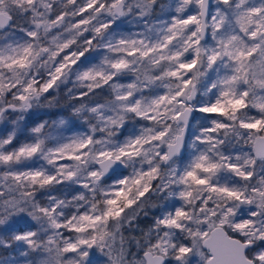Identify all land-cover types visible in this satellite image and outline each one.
<instances>
[{
  "label": "snow or ice",
  "instance_id": "snow-or-ice-1",
  "mask_svg": "<svg viewBox=\"0 0 264 264\" xmlns=\"http://www.w3.org/2000/svg\"><path fill=\"white\" fill-rule=\"evenodd\" d=\"M192 5L194 14L169 21L154 15L157 7L161 14L172 7L158 0H0V122L15 114V127L0 137V227L23 215L39 226L0 234V249L27 246L23 261L8 255L0 264H264V0H215L214 12L209 0H180L175 11ZM122 17L144 31L117 32L112 26ZM16 21L23 22L22 35L9 42ZM88 31L93 35L84 46L65 51ZM96 48L108 54L99 64L86 63L85 54ZM128 73L136 75L133 83L115 82ZM71 76L84 89L81 98L110 89L104 103L73 108L77 117L87 114L90 132L53 137L44 121L31 128L30 141L13 146L29 110ZM156 82L166 91L144 95ZM194 113L205 114L195 126ZM136 118L149 123L120 140ZM188 136L193 151L181 167L174 158ZM233 140L252 150L226 154L223 146ZM40 160L51 167L29 166ZM121 167L130 174L105 184ZM66 182L90 195L36 200L37 191ZM150 190L181 203L143 230L137 220L148 215ZM137 230L140 236L131 235Z\"/></svg>",
  "mask_w": 264,
  "mask_h": 264
},
{
  "label": "rangeland",
  "instance_id": "rangeland-1",
  "mask_svg": "<svg viewBox=\"0 0 264 264\" xmlns=\"http://www.w3.org/2000/svg\"><path fill=\"white\" fill-rule=\"evenodd\" d=\"M64 3H66V0H63ZM110 2V0H109ZM180 0H162L161 3L163 4H171L172 7L169 9H166L164 11L163 14L160 13V11L158 12V16H160L161 19L163 20H171V18L175 15H184L187 16L189 14H194L196 9L195 6H189V8L187 9V11L183 14H177L175 11L176 6H178ZM256 2L258 3L259 0H256ZM83 3V0H77V4ZM72 5H69V9H72ZM215 10V0H213L212 2V6H211V11L214 12ZM85 17L87 16V13L82 14ZM104 17H102L103 19ZM73 19V22H76L80 19L79 16L71 18ZM17 25L22 24V21H16ZM93 23H95V21H93ZM17 25H15L14 27H12L11 29L7 30L8 33V41L11 42L12 40L15 39H19L22 35V33L19 31ZM14 28L13 31H11ZM112 28L114 30H116L117 32L123 33L124 35H129V34H136V33H141L144 31L143 28V24H137L134 22L132 17H122L120 20L117 21V24L113 25ZM54 31H59V30H54ZM3 35L4 32L3 30H0V44H2L4 42L3 39ZM92 33L90 31L88 32H84L83 35L78 38L77 40V44L76 45H72L71 49H66L65 51L68 52L70 50H75V48L77 47V45L79 46H84V39L88 38L91 39L92 38ZM207 41L209 42V44L212 43L211 40V35H210V30L208 32V38ZM96 41H93V44L95 45ZM203 43V42H202ZM108 54L106 49L104 48H96L95 50H89L88 53L85 54V56L87 57V61L86 63L89 64H99L101 62V60L103 59L104 55ZM63 55V53L61 54ZM81 60H85V57H81ZM79 63V62H78ZM75 67V66H73ZM153 74H158V72H156V70H153ZM209 75L215 79L216 78V74L214 72H209ZM143 74H141V79H143ZM207 79V77H204L201 79V83L197 84V88H198V92H197V99H201L202 98V93H203V87H202V83ZM136 80V75L134 73H128L125 74L121 77H119V79L115 82L118 83H122V84H129V83H133ZM111 83V82H110ZM76 82H75V77L71 76L69 78V82L65 83V84H61L59 89L57 90H49V93L51 95H58L60 97H63L65 102H66V108L68 110V114L66 113H59L54 117H47L46 115H44V112H39L36 113L34 112L33 114H35L34 116H29V120L30 118L34 117V123L30 124V126H27L26 120L22 121L20 123V127L17 129V139L14 141L13 146H19L20 143L26 142V141H30L32 139L33 134L31 133V128L35 127L37 124L47 121L48 122V127L45 129V131L47 133H50L51 136L53 137H64V138H68V137H72L75 135H79V134H83V133H89L90 132V127L88 122L86 121V119L82 118L83 116H86L87 114H82V117H77L73 114V108L74 107H80L81 104L87 105V106H94L96 103V101L90 100L89 98L86 97H79V92L81 90L84 89H80L78 87L75 86ZM104 90H106L108 92V94H110V89L108 88L107 85L104 86L103 88ZM69 90H71V95L69 93ZM149 91L150 93H155V94H163L166 89L163 88L162 86H159V82H156L155 84H152L150 88H144V91ZM47 94V93H45ZM141 93H137V97L139 98V95ZM148 94V95H149ZM109 97L111 98V94L109 95ZM8 99H11V96L9 95ZM251 115H257V110L256 109H252L250 112ZM196 119L192 120L191 123L195 126L198 125L199 121H200V117L205 115V114H201V113H194ZM212 115H218V114H212ZM15 119V114H8L6 119L2 122H0V137L5 136L8 132H10L15 125L12 123V121ZM64 120L66 121V123L64 124H60L59 121ZM56 122L55 124L53 122ZM93 123H95V121H92ZM149 122L143 121V124H147ZM127 124V123H126ZM142 124V125H143ZM138 129L139 126H135L132 127V129L130 131H128L126 133V136L134 129ZM102 134L97 132L95 134L96 138H100ZM125 136V137H126ZM125 137H123L122 139L119 137L120 140H123ZM190 139L189 136L186 138V147H185V153L181 158H177L175 159L177 164L180 165L181 167L186 164L188 162V160L191 157L192 151L193 149L190 147ZM51 145V142H50ZM240 145L241 148H243V150L245 152H250L252 150V147L250 144L248 145H243V144H237L234 140L231 142V144H228L229 148L233 151H238L240 149ZM166 150V149H165ZM60 163H73L72 161H60ZM40 165H44L46 168H50L51 166L47 165L45 161H38L35 164H33V162H29V166L30 167H38ZM145 167H147L145 165ZM5 171L2 170L0 172V174H2ZM131 172V169H126L123 173H117L115 175H113L112 177L106 178L104 179V183L105 184H111L113 182V180L117 177L120 176H126L129 175ZM157 180V184L160 183L159 178L156 179ZM155 180L152 181V183ZM155 187V186H153ZM176 186L174 185L173 188H175ZM84 193L85 195H90V193L87 192L86 189H84L82 186L80 185H70L67 182L63 183V184H59V185H54L53 187H51L50 189H43V190H39L37 191V195H36V200L39 201L41 204H46L47 203V197L49 195L51 196H55L61 199H71L72 196L78 194V193ZM165 193H156L150 190L149 193L145 194V198H147V201L149 203H152L153 201L156 200H160L161 203V207H159L158 212L154 213H148L147 216H144V218H146L143 221L137 222L139 224V228L143 229V230H147L148 227L154 222V219L157 216L161 215V212L165 210V208L170 207L171 204H175V206H180V201L178 198H168L165 199ZM74 210V209H73ZM23 220L20 219H16L13 220L11 222V226L10 229H12L13 232H22V231H28V229H22V226H25V223H23ZM61 232H63L65 235H71V233L67 232L64 229H60ZM51 234V233H49ZM130 233L128 230L124 231V235L128 236ZM140 231L137 230L135 232H132L131 235L134 236H140ZM46 238V237H45ZM19 246L16 245V251H18ZM21 248H26V245H20ZM131 250L133 252H136L137 249L136 247L133 245ZM98 258V254H96L95 256H93V259ZM193 264H195V261L193 262Z\"/></svg>",
  "mask_w": 264,
  "mask_h": 264
},
{
  "label": "trees",
  "instance_id": "trees-1",
  "mask_svg": "<svg viewBox=\"0 0 264 264\" xmlns=\"http://www.w3.org/2000/svg\"><path fill=\"white\" fill-rule=\"evenodd\" d=\"M162 0H158V3H161ZM159 12V8L157 7L156 9V12L154 15H157ZM17 25V22L14 23L13 27ZM14 28L11 30L13 31ZM144 95H148L149 94V91H144L143 92ZM110 94H108V92L104 89H96L95 90V95H92V94H89V96H87L86 98H89L90 100H93V101H96L98 103H104L107 99H109ZM45 97H47V99H45ZM51 102V103H49ZM67 102V101H66ZM66 102L64 100L63 97H60L56 94L54 95H51L50 93H47V94H44L41 99H40V102L38 104H35L33 106L32 109L29 110L28 114H26L25 116V120H26V123H27V126H30V124L34 123V117L30 118V120L28 119L29 116H34L35 114H33L34 112L36 113H39V112H44L43 114L46 115L47 117H54L56 116L57 114L63 112V113H66L68 114V110L66 108ZM11 114V113H9ZM195 116V115H194ZM143 124V121L140 120L139 118H136V120H129L127 122V124L125 125V127L121 130V134L119 135V137L122 139L123 137L126 136V133L128 131H130L132 129V127H135V126H140ZM190 138V136H189ZM240 148H241V145H240ZM223 150L227 153H231L233 155L237 154L238 151H233L229 148L228 144H226L225 146H223ZM4 170V167L3 166H0V172ZM157 184V180H155L152 185L155 186ZM37 195V193H36ZM36 197V196H35ZM161 201L160 200H156V201H153L152 203H149L147 201L146 205H145V211L147 213H156L158 212V209L159 207H161L160 205ZM153 205H155V207H153ZM144 214L141 213L140 216L138 217V220L137 222H140V221H143L145 220L146 218H144ZM16 219H20V220H23L25 223V226H22L21 228L22 229H28V230H38V225L35 221L31 220L30 217L26 216V215H23V216H18V217H14L13 220H16ZM127 228H125L123 231H126ZM12 229L9 228H4V227H0V234H6V235H10L12 233ZM187 242V241H186ZM26 248H21L20 246L18 247V251H16V245L14 244L13 245V248L11 249H7V250H4V249H0V257H3V256H15V257H18L21 261H23V257H20V251L21 250H25ZM142 255V253H141ZM32 256H35V254H32ZM29 258H32V257H29Z\"/></svg>",
  "mask_w": 264,
  "mask_h": 264
},
{
  "label": "water",
  "instance_id": "water-1",
  "mask_svg": "<svg viewBox=\"0 0 264 264\" xmlns=\"http://www.w3.org/2000/svg\"><path fill=\"white\" fill-rule=\"evenodd\" d=\"M212 2H213V0H209V3H210V11H211ZM207 38H208V34H206L205 39L207 40ZM193 115H194V114H193ZM186 138H187V137H186ZM184 153H185V148L182 149L181 154H180L178 157H175L174 159L181 158V157L184 155ZM125 170H126V169H124L123 167H121V168H119V169H118L116 172H114V173H111V172H110V173L108 174V176L105 177V179H106V178H109V177H112L113 175H115V174H117V173H123Z\"/></svg>",
  "mask_w": 264,
  "mask_h": 264
}]
</instances>
